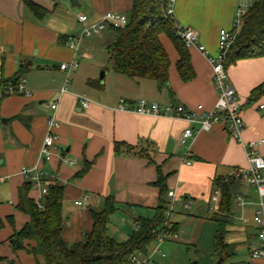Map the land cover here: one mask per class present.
<instances>
[{"label":"crops","instance_id":"1","mask_svg":"<svg viewBox=\"0 0 264 264\" xmlns=\"http://www.w3.org/2000/svg\"><path fill=\"white\" fill-rule=\"evenodd\" d=\"M33 1L47 10L44 16L38 17L23 0H0V264L36 263L32 254L15 252L11 244L15 232L31 221V215L20 207V194L31 182L23 168L35 166L44 171L46 187L54 182L64 185L62 235L68 244L81 240L92 229V211L101 210L110 195L117 202V210L110 216L108 229L118 241L129 238L136 220L154 216L162 196L159 181L166 189V202L170 190L191 198L190 209L175 205L171 214V220L178 223V236L156 241L147 253L162 264L217 262L213 242L221 196L216 193L214 180L234 177L240 187L239 194H233L231 216L225 226L224 241L229 246L225 264H264V258L250 254L256 244L254 215L259 195L245 180L247 145L264 139V95L250 101L252 90L264 83V56L238 60L228 67L243 106L241 140L229 133L224 122H214L210 129L182 142L183 130L197 129V123L116 109L121 98L129 104L145 98L161 104L186 108L203 104L205 111L213 109L218 96L209 57L218 54L221 29L234 27L242 0H175L177 22L195 30L208 53L188 47L196 77L184 82L177 70L179 53L172 40L162 34L171 65L169 86L161 89L153 80L129 78L109 70L104 76L108 83L101 81L97 72L102 63L96 59V52L108 51L116 34L112 29L91 37L81 33L80 14H87L88 22L98 21L108 11L129 16L132 0H77L76 4L71 0ZM70 37L76 40L75 48L67 44ZM72 62H77V67H60ZM22 80L29 94L4 93L9 83ZM62 88L67 90L61 92ZM81 96L91 100L88 107L79 101ZM55 102L59 125L51 131L58 139L51 159L44 160L41 150ZM257 150L264 156V142ZM242 184L247 187L242 188ZM28 196L36 204H44L45 196L33 184ZM199 241H208L205 246H210L203 259ZM181 245L194 246V252L188 255ZM163 247L167 251L164 256Z\"/></svg>","mask_w":264,"mask_h":264},{"label":"trees","instance_id":"2","mask_svg":"<svg viewBox=\"0 0 264 264\" xmlns=\"http://www.w3.org/2000/svg\"><path fill=\"white\" fill-rule=\"evenodd\" d=\"M23 1L38 17L46 14L47 10L33 0ZM166 4L167 0H132L128 23L121 28H112L116 38L108 51L115 73L129 78L153 80L162 87L169 86L171 61L160 39L165 34L179 53L177 70L182 80L189 82L196 77L188 47L176 35L175 19L165 16ZM263 56L264 0H253L243 16L236 40L228 51L225 67L228 69L230 64L238 60ZM96 84L103 86L101 82ZM263 95L264 83L252 90L250 101ZM236 182L234 177H218L214 180V188L219 190L221 197L213 245L218 258H222V264L229 256L224 234L234 199L232 186ZM159 184L162 196L154 216L136 220L138 226L127 240L118 241L109 233L110 216L117 210V202L110 195L101 210L92 211V229L81 240L68 244L62 235L65 227L64 185L54 182L47 186L48 194L41 209L28 196V189L32 187V182H29L20 194V207L31 215V221L12 236V248L15 252L25 250L32 254L36 258L35 264H132L131 257L134 254H147L160 235L170 230L166 224L168 202L163 198L166 189L161 181ZM171 230L178 232V223L173 222ZM191 264L199 263L194 261Z\"/></svg>","mask_w":264,"mask_h":264},{"label":"built area","instance_id":"3","mask_svg":"<svg viewBox=\"0 0 264 264\" xmlns=\"http://www.w3.org/2000/svg\"><path fill=\"white\" fill-rule=\"evenodd\" d=\"M175 0H167L166 7L164 9L165 16L175 19V31L179 39L187 47H196L202 53L207 54L205 46L199 41L198 34L195 30L190 27H184L177 22L174 16V5ZM248 8L240 6L237 10L234 27L232 29H221L220 37L218 42V54L216 56H210L209 62L212 68L211 79L212 83L217 91V101L213 109L209 111L204 110L203 104H199L196 108H186L181 104H161L157 101H150L145 98L138 99L135 103L129 104L124 98L119 100L117 110L129 111L141 115H153V116H169L173 118H180L189 121L190 123H197L199 127L192 129L187 127L183 130L181 135V141L184 142L187 138L199 134L202 130H208L211 128L214 122H224L229 133L236 138L241 140L242 132L245 128V122L242 116L243 106L238 97V92L235 86L230 81L228 69L225 67L228 51L231 45L236 40V37L242 26V19ZM89 16L87 14H80L78 16V22L81 25V33L86 37L101 35L105 30L112 28L124 27L128 21L129 16L124 13L108 11L98 21L88 22ZM67 44L71 48L76 47V40L73 37L68 38ZM77 62L63 63L61 64L62 69L75 68ZM24 82L22 80L16 84L9 83L5 86L4 93H15L28 91L24 90ZM67 88H62L61 92L66 91ZM79 101L83 107H88L91 100L87 97H79ZM58 104L55 102L51 104L52 113L48 117L49 132L45 136L43 146L41 150L42 158L44 160H50L52 157V150L55 141L58 139L53 131V128L59 125V120L56 115V109ZM263 107V106H261ZM264 142L262 140H256L250 142L248 147V162L249 167L245 175L246 182L254 187L259 195L258 208L254 215V222L256 224V244L250 249V254L253 258H264V156L261 155L257 147ZM74 161H71L73 163ZM190 164L191 162L188 161ZM23 172L30 176L31 182L34 187L41 190L42 194L46 196L48 194L47 187L43 182L44 171L35 166L33 168L24 167ZM216 193H219L216 190ZM168 209L166 211L167 227L170 229L167 232H163L158 243H161L167 239H173L178 236V232L172 231L173 221L171 220V214L175 205H180L184 209H190L192 207V199L189 197L178 196L174 190L168 191ZM78 205H82V201H76ZM41 209L44 205L41 203L38 205ZM138 225L135 226V228ZM164 256L165 253H162ZM132 264H162L151 259L150 254H134L131 257Z\"/></svg>","mask_w":264,"mask_h":264},{"label":"rangeland","instance_id":"4","mask_svg":"<svg viewBox=\"0 0 264 264\" xmlns=\"http://www.w3.org/2000/svg\"><path fill=\"white\" fill-rule=\"evenodd\" d=\"M71 3H72V0H71ZM242 3L240 4V6H243L244 8H248L253 3V0H242ZM111 32H113V31H111ZM96 55H97L96 59L102 63V68H100L99 71L97 72L98 76L100 77L102 72H108V70L113 73L114 70L112 68V64L110 61L109 51H106V50L98 51V52H96ZM108 80H109V78H105L104 83H108ZM244 185L245 184H242V188L247 187L246 185L245 186ZM248 186H250V185H248ZM204 233H205V231H204ZM203 238H204V236H203ZM199 242H202V241H199ZM206 243L202 242V244L200 243V245L197 244L200 248L201 259H203L205 257V255L210 252V246L206 247L205 245L208 244V243L207 244ZM181 247L186 253L188 252V255H190V253L194 252V246H192V245H189V246L188 245H181ZM155 249H156V246L153 248V251ZM187 249H189V251H187ZM161 251L164 253H167V251L165 250L164 247L161 249ZM151 252H152V250H151ZM183 255L187 256V254H185V253H183ZM179 257H180V255H179ZM180 260H181V257H180L179 261Z\"/></svg>","mask_w":264,"mask_h":264},{"label":"water","instance_id":"5","mask_svg":"<svg viewBox=\"0 0 264 264\" xmlns=\"http://www.w3.org/2000/svg\"><path fill=\"white\" fill-rule=\"evenodd\" d=\"M73 4L77 3V0H72ZM106 72H102L100 75V80L103 81L104 76H105ZM162 86H159V89H161ZM239 179H241V176L239 177ZM239 187H240V181H237L233 186H232V193L233 194H239ZM215 264H222V258L220 257L217 262Z\"/></svg>","mask_w":264,"mask_h":264}]
</instances>
